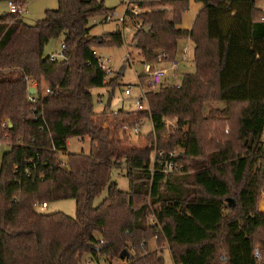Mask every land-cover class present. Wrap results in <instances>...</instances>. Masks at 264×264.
<instances>
[{"label":"trees","instance_id":"trees-1","mask_svg":"<svg viewBox=\"0 0 264 264\" xmlns=\"http://www.w3.org/2000/svg\"><path fill=\"white\" fill-rule=\"evenodd\" d=\"M190 1L130 3L141 11L126 15L142 23L135 41L144 63L174 59L190 39L195 71L179 86L148 92L145 110L118 115L107 105L95 110L92 89L109 86L114 96L117 75L107 81L93 51L122 46L124 35L89 29L116 8L59 0L34 24L18 13L0 16V144L8 146L0 158V264L120 260L124 249L132 252L124 264H165L148 249L151 239L168 245L174 264H264V10L257 0H194L203 7L184 29ZM61 35L63 57L51 61L45 48ZM26 76L37 81L35 103ZM212 102L225 106L207 111ZM166 117L179 119L169 137ZM143 119L153 132L137 145L120 125ZM76 137L91 139L88 154L67 152ZM155 148H177L183 172L152 173ZM115 168L126 170L128 191L113 181ZM69 199L74 217L39 210Z\"/></svg>","mask_w":264,"mask_h":264},{"label":"rangeland","instance_id":"rangeland-1","mask_svg":"<svg viewBox=\"0 0 264 264\" xmlns=\"http://www.w3.org/2000/svg\"><path fill=\"white\" fill-rule=\"evenodd\" d=\"M59 0H27L24 6V11L22 13V19L29 24H34L37 20L44 18L45 12L49 9H55L58 7ZM105 6L107 8H116L115 14L116 18L113 21H104L105 16H98L90 21L89 29L92 35L96 36H106L107 33L116 32L121 30L124 35V44L122 46H105L99 49V53L104 58H110V65L114 69V74L111 77L117 75L115 92L113 96L112 106L110 109L112 111L123 109L125 111H132L135 109V103L138 99L142 97V92L140 86L148 89L149 77L145 74V64L142 56L140 55V50L137 47L138 43L135 41V34L137 28L133 24L134 19L126 16L125 23L122 24L118 18H122L125 15L126 8L128 4L137 0H104ZM200 3L191 0L190 9L185 12L182 22V27H191L193 25V20L198 13ZM257 6L264 10V0H257ZM139 13L141 12L139 8ZM9 12V5L6 1H0V16L4 13ZM193 21V22H192ZM64 41V35L59 38L53 39L45 48V55H51L53 53H59L60 48ZM194 43L190 39H183L179 42V49L177 54V59L182 57V51L187 48L188 58L187 62L181 65L180 72L184 75L195 71L194 64ZM173 60V59H171ZM171 60H164L163 58L158 59L156 63H148L152 67H163L169 65ZM126 64L124 74H120V68ZM110 77L107 78V81ZM183 79V78H182ZM169 84L166 83L165 86ZM130 88L131 95H125V90ZM92 94L95 103V110L100 114L104 109V103L107 104L108 98L111 95V89L109 86H104L100 88L92 89ZM100 100L103 104H100ZM224 102H212L208 105L207 111L212 107H224ZM98 116V115H97ZM178 117H166V134L167 137L173 135L178 128ZM143 134L141 136L131 135V140L134 144L143 145L146 138L151 132H153V124L150 120L143 119ZM104 126H108L104 123ZM91 148V139L85 137L84 139L76 137L72 138L68 142L67 152L68 153H89ZM8 150L7 146H3L0 151L1 155ZM177 150V148H176ZM113 181H116L118 187L121 190L128 191L130 189L129 179L126 176V170L124 168H115L113 170ZM108 191L105 190L101 196L95 200V205L100 204L103 199L107 196ZM264 195V194H263ZM261 208H264L262 203ZM42 213H55L64 212L65 214L74 217L76 215V202L73 199L61 200L52 202L47 208L40 210ZM148 249L150 251L158 250L165 259V264H174L170 251L168 250V245L166 243L160 245L157 243L156 239H151L148 244ZM132 253V252H131ZM124 260H114V264H124Z\"/></svg>","mask_w":264,"mask_h":264},{"label":"built area","instance_id":"built-area-1","mask_svg":"<svg viewBox=\"0 0 264 264\" xmlns=\"http://www.w3.org/2000/svg\"><path fill=\"white\" fill-rule=\"evenodd\" d=\"M8 5H9V12H11V13L22 14L24 11V6L14 2V1H8ZM137 8L138 7L133 6L132 4H128L126 11L129 10L130 12H132L134 14H138L139 10H137ZM116 16H117V14H115V13L114 14H108L107 16H105L104 21H106V22L113 21L114 18H116ZM126 16L130 17V15H126V12H125L124 17L118 18V20L120 22H122V24H124ZM141 24L142 23H139L135 27L137 29H139ZM65 49H66V45L62 44V46L60 48V52L59 53L56 52V53L51 54L50 60L55 61L59 58H62L63 52ZM93 55L97 58V60L100 64V67L106 73L107 78L111 77L115 71H114L113 67L110 65V63H111L110 58L107 59V58L102 57L99 53V49H97V48L94 49ZM188 60H189L188 50H187V48H185L182 51V57L180 59H177V57H175L173 60H171L169 62V65H167V66L152 67L150 64L146 63L144 65L145 66V74L150 79L148 89L140 86L141 92H142L141 93L142 97L136 101L135 109L132 111H142V110H145L147 108V104H148L147 93L148 92H158L161 90V88L166 83H168L169 85L179 86L181 84L182 78H183V75L180 72L181 65L184 62H187ZM25 80L27 82L28 100L30 102L35 103L37 101L38 96H39V89H38L37 81L32 79L29 76H26ZM32 88H34L35 92H31ZM50 92H51L50 87L44 88V93H50ZM125 95H127V96L131 95L130 88H127L125 90ZM99 102H100V104H103L102 100H100ZM106 105L107 104L104 103V107ZM120 110H115L112 112L114 115H118ZM164 123L166 125V118L164 119ZM7 124H9V121H6L3 125L6 126ZM143 126H144L143 121H140V122H138V121H136V122L124 121L120 125V130L122 132L127 133L130 136L131 135L141 136L143 134V130H142ZM3 146H7V145L4 143H1L0 144V151H1V148ZM178 157H179V151L176 149L165 150V149L155 148L153 151V159H152V169H151L152 173H154L156 170L160 171L166 175L182 173L184 168H183V166H181L179 164V162L177 160ZM48 205L49 204L47 202L40 204L39 210H43V209L47 208ZM100 243H104V241L101 240ZM258 255H259V252L256 251V256H258ZM113 261L114 260H112L110 258H98V259L87 258L84 261V264H114Z\"/></svg>","mask_w":264,"mask_h":264},{"label":"water","instance_id":"water-1","mask_svg":"<svg viewBox=\"0 0 264 264\" xmlns=\"http://www.w3.org/2000/svg\"><path fill=\"white\" fill-rule=\"evenodd\" d=\"M148 30V28H147ZM102 40V37H100V41ZM126 68V64H123V66L120 68V74H124ZM31 92H35L34 88L31 89ZM112 101H113V96L110 95L107 101V106L111 107L112 106ZM228 203L230 206H235V201L231 198L227 199ZM132 257L131 252L128 249H124L121 254H120V259L121 260H129Z\"/></svg>","mask_w":264,"mask_h":264},{"label":"crops","instance_id":"crops-1","mask_svg":"<svg viewBox=\"0 0 264 264\" xmlns=\"http://www.w3.org/2000/svg\"><path fill=\"white\" fill-rule=\"evenodd\" d=\"M202 4L200 3V5H199V8H198V13L201 11V9H202ZM189 9H190V7H189ZM188 9V10H189ZM187 10V11H188ZM186 11V12H187ZM198 13L196 14V17H197V15H198ZM185 14V13H184ZM183 17H184V15H183ZM196 17H195V19H196ZM195 19L193 20V21H195ZM192 21V22H193ZM182 22H183V20H182ZM193 24H194V22H193ZM181 27H182V23H181V25H180ZM193 27V25L191 26V27H184V29H191ZM183 28V27H182ZM178 51H180V49L178 48ZM178 54V53H177ZM263 199H264V195H263V197H262V200H261V202H260V210H262V211H264V208H261V203H262V201H263Z\"/></svg>","mask_w":264,"mask_h":264}]
</instances>
